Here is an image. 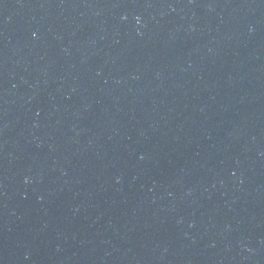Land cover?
<instances>
[{
    "label": "water",
    "instance_id": "1",
    "mask_svg": "<svg viewBox=\"0 0 264 264\" xmlns=\"http://www.w3.org/2000/svg\"><path fill=\"white\" fill-rule=\"evenodd\" d=\"M0 264H264V0H0Z\"/></svg>",
    "mask_w": 264,
    "mask_h": 264
}]
</instances>
